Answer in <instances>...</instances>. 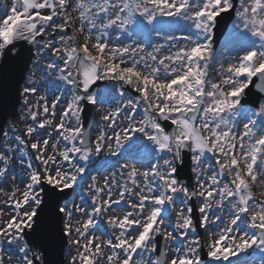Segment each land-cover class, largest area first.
Segmentation results:
<instances>
[{
    "label": "snow or ice",
    "instance_id": "snow-or-ice-1",
    "mask_svg": "<svg viewBox=\"0 0 264 264\" xmlns=\"http://www.w3.org/2000/svg\"><path fill=\"white\" fill-rule=\"evenodd\" d=\"M228 14H234L232 38L243 55L221 64L213 78L214 30ZM5 17L0 59L26 68L32 49L24 44L31 45L36 71L23 88L31 123L23 135L15 127L0 129V181L9 176L13 152L28 156L30 149L40 165H26L23 188L16 184L0 206V253L7 251V264L14 256L15 264H47L33 251L40 246L30 247L46 229L75 245L69 264H204V248L212 264L233 258V264H248L242 253L253 247L264 253V0H12ZM170 18L191 21L196 32L181 37L187 43L173 45L174 52L161 55L167 45L146 54L140 45L110 46L112 33L117 40L120 34L160 35L171 27ZM37 71L69 87L63 105L61 96L49 103L40 95L29 106L38 91ZM98 81L118 86L91 91ZM253 85L262 102L248 109ZM125 86L138 96L103 114L93 141L82 120L83 102L123 97ZM238 120L244 122L236 132ZM105 151L126 162L104 160L102 167L116 170L102 185L91 176L81 205L61 206L62 194L80 186L94 157ZM186 163L192 188L179 178ZM109 212L123 215L108 216L112 232L102 238L92 230ZM198 227L203 240L195 236Z\"/></svg>",
    "mask_w": 264,
    "mask_h": 264
},
{
    "label": "rangeland",
    "instance_id": "rangeland-1",
    "mask_svg": "<svg viewBox=\"0 0 264 264\" xmlns=\"http://www.w3.org/2000/svg\"><path fill=\"white\" fill-rule=\"evenodd\" d=\"M11 3H12V0H0V19L6 18L5 12L8 9H10ZM166 23L169 24L171 27H169L164 33L160 35H157L155 32H153L151 33L150 37L146 35H133L129 37L127 34H120V39L117 40L115 38L116 34L112 33L108 38L110 46L122 47L125 45H131L132 47H136L137 45H140L144 47L145 54H146L147 52L152 51L154 45H167L168 47L162 49L161 51V55H163V54L168 53L169 50L174 52L176 51V47L183 46L185 43H187L186 41L182 40L181 37H184V36L194 37L196 35L194 26H192L191 21L170 18L166 20ZM233 25L231 26L227 37L224 39L223 45L220 46L219 53L216 54V56H214L213 62L210 66V76H212L213 78H216V72L219 69L221 64L227 65V63L229 62H235V59H234L235 57H237L238 55H243V51L240 49L238 45H235L234 40L232 38V34L234 31ZM67 34L68 35L73 34V29L70 28ZM166 37H174V39H167ZM47 38L49 37L46 36L45 39ZM56 39L57 40L59 39V35L56 36ZM77 39L78 41L82 42L83 37L77 33ZM173 45H175L176 47H172ZM32 71H36L33 64L31 66L30 71L26 74L25 81L28 79L29 74ZM35 80H36L35 86L37 87L38 91H37L36 96L29 97V106L35 103L40 95H46L49 99V103H51L52 100L56 96H61L62 97L61 105H63L64 100L68 98L70 95L69 87L64 85L62 82L56 80L54 76L49 79V78H46L45 76H42L41 73L37 71ZM25 81L22 84V87H21L22 90L20 91L22 104H21V107L19 108L18 119L10 122L8 126L6 127V130H9L11 127H15L19 129V132L21 135H23V132L25 131L27 124L31 123V121L26 119L27 109L23 104V100H24L23 88L27 86L25 84ZM100 82L102 83L103 86L100 87L99 90L114 89L115 87L118 86L117 82L115 81H100ZM124 91H125V95L123 97H120L118 94L115 96H108L105 98L103 103L97 104L98 108L96 110V114H97L98 119H97L96 126L94 125V129H92L91 139L93 141L98 135L100 126L103 125V121L100 119V117L103 114H106L108 111H111L112 109H114L118 103L122 105L123 103H126L128 99H135V96L136 97L138 96V93L134 92L131 88H128L127 86H125ZM82 107H83V104H82ZM142 108L143 106L141 105V108L137 110V118H140V116L142 115ZM59 111L60 109L58 107L57 109L58 116H59ZM243 122L244 121L242 120H238V127L234 131L236 132L242 131ZM10 135H11V132H10ZM2 143H3V138H2L1 144ZM11 146L13 148L18 147L14 141L12 142ZM29 153L30 155L28 156H20L18 151L12 153V164H11L9 176L6 181H0V189H2V191H0V206L3 205V202L6 199L5 193L11 191V189L16 184H19L20 187L23 188L24 182L26 181V171H27L26 165L28 163H32L33 166L36 168L40 167L39 162L35 160V154L31 153L30 149H29ZM106 159H110L112 161H116L119 159L121 163L126 162L123 159L118 158V157H109L106 151L102 152L99 157H94L95 162L91 165L90 169L88 170V173L86 174L85 179L82 182H79L80 186L75 187L74 189H71L73 192L72 200L70 202L63 203L61 206L66 205L69 209H72L76 205H81L83 203L81 200V196H84V194L88 191L87 186L88 184L91 183V179H90L91 176L93 175L96 176L98 183L102 185L103 177L110 176L111 173L116 170L114 168L102 167L103 162ZM207 159L211 160L212 158L209 156L207 157ZM130 163H134V161ZM137 166L141 167V170H144V167L140 165H137ZM13 176L16 177L15 181H13L12 179ZM117 179H119V177H117ZM194 186H195V181L193 180V182L189 184V187L192 188ZM257 193H259V189H257ZM90 195L91 194L89 193L87 196H85V199L88 200L89 203H90ZM260 198L261 197L259 196V194H257V199H260ZM179 203L180 201L178 200L177 204ZM121 207H123V205H121ZM195 213L196 212H194V216H195ZM114 214L123 215V213H120V212H117V213L109 212L105 214L103 217H97L96 218L97 229L92 230L93 233L97 236H102V238H107L104 235V233L107 232L108 234H111L112 230L108 228L106 220L108 216H111ZM196 214H198L199 216V213H196ZM77 217H79L80 219H84V217H80L79 213H77ZM62 226H63V223H62ZM205 235L206 234H205L204 229L198 227L197 232L195 233V236L203 240L205 238ZM66 239H67V245H66L65 252H64L66 263L64 264H69L71 256L76 255V248H75V245H69L68 237H66ZM181 243L182 242L177 241L176 246H179ZM183 243H187V241H184ZM4 248L7 249L8 246L5 244ZM33 251L40 252V250L35 251L34 249ZM206 253H207V248H204L203 251L201 252L202 258L204 257V255L207 258ZM243 254L247 255L248 258L246 260L248 261V264H264V253H261L255 247H253L252 249H249L247 253H242L241 256ZM0 255L4 256L5 264H7V261H8L7 251H5L4 253H0ZM13 264H15V256L13 257ZM231 264H233V261L231 262Z\"/></svg>",
    "mask_w": 264,
    "mask_h": 264
},
{
    "label": "water",
    "instance_id": "water-1",
    "mask_svg": "<svg viewBox=\"0 0 264 264\" xmlns=\"http://www.w3.org/2000/svg\"><path fill=\"white\" fill-rule=\"evenodd\" d=\"M233 20L234 14H228L218 24L214 39L215 46H217L222 40V38L225 36ZM24 48L32 49L31 54L27 56L28 63L26 65V68L23 64L12 58L7 59V61L3 59L2 64L0 66V129H5L9 121L14 120L18 117L17 112L18 107L20 106L21 87L25 81L26 74L29 72L32 60L34 58L35 50L34 46L27 44H24ZM256 83H258V80L256 81ZM256 90L257 89L255 88V85L251 86V95L248 96V99H246L249 100V102L245 103L244 105H251L253 107L258 106V100L260 99L258 98V95L255 96ZM91 91L95 92V88L93 87ZM254 98L256 99L255 105L251 103V100ZM84 104L86 106L83 112L84 127L85 130L89 133V129L94 119V111L93 106L86 105V103ZM169 130H171V127ZM1 138L2 136H0V141ZM184 170H186L190 181V165L186 163ZM184 170L183 172H185ZM179 178L181 180L184 179L182 173L179 174ZM44 187L48 188L47 185H45ZM62 195L63 199L59 201L60 204L62 203V201L68 200L71 197L72 192L66 191ZM60 227L62 228V223L60 224ZM66 244V238L65 236H63L62 232H56L55 234H53L50 229H46L41 233L39 237L32 238V244L30 245V247H32L33 245H39V248L34 247V249L41 251L43 256L46 257L47 264H64L63 254Z\"/></svg>",
    "mask_w": 264,
    "mask_h": 264
},
{
    "label": "bare ground",
    "instance_id": "bare-ground-1",
    "mask_svg": "<svg viewBox=\"0 0 264 264\" xmlns=\"http://www.w3.org/2000/svg\"><path fill=\"white\" fill-rule=\"evenodd\" d=\"M91 138H92V136H91Z\"/></svg>",
    "mask_w": 264,
    "mask_h": 264
}]
</instances>
